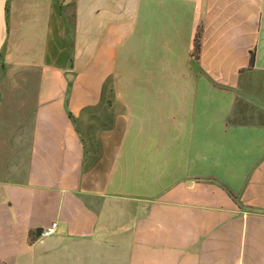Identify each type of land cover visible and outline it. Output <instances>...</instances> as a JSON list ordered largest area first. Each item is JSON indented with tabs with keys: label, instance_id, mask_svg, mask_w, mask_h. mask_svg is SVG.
<instances>
[{
	"label": "crops",
	"instance_id": "crops-1",
	"mask_svg": "<svg viewBox=\"0 0 264 264\" xmlns=\"http://www.w3.org/2000/svg\"><path fill=\"white\" fill-rule=\"evenodd\" d=\"M0 67V264H264V0H0Z\"/></svg>",
	"mask_w": 264,
	"mask_h": 264
},
{
	"label": "trees",
	"instance_id": "trees-1",
	"mask_svg": "<svg viewBox=\"0 0 264 264\" xmlns=\"http://www.w3.org/2000/svg\"><path fill=\"white\" fill-rule=\"evenodd\" d=\"M195 49H196V51H199V49H200L199 36L197 38L196 48ZM253 62H254V58L252 57L251 64H253ZM39 235H41V231L40 230H31L30 233H29V242L30 243L34 242Z\"/></svg>",
	"mask_w": 264,
	"mask_h": 264
},
{
	"label": "built area",
	"instance_id": "built-area-1",
	"mask_svg": "<svg viewBox=\"0 0 264 264\" xmlns=\"http://www.w3.org/2000/svg\"><path fill=\"white\" fill-rule=\"evenodd\" d=\"M58 225H59V222L58 221H54L50 226H48L47 228H45L41 232V235L50 236V235L54 234L57 231V229H58Z\"/></svg>",
	"mask_w": 264,
	"mask_h": 264
},
{
	"label": "water",
	"instance_id": "water-1",
	"mask_svg": "<svg viewBox=\"0 0 264 264\" xmlns=\"http://www.w3.org/2000/svg\"><path fill=\"white\" fill-rule=\"evenodd\" d=\"M2 72H3V69L0 67V78H1Z\"/></svg>",
	"mask_w": 264,
	"mask_h": 264
},
{
	"label": "rangeland",
	"instance_id": "rangeland-1",
	"mask_svg": "<svg viewBox=\"0 0 264 264\" xmlns=\"http://www.w3.org/2000/svg\"><path fill=\"white\" fill-rule=\"evenodd\" d=\"M69 1V0H68Z\"/></svg>",
	"mask_w": 264,
	"mask_h": 264
}]
</instances>
